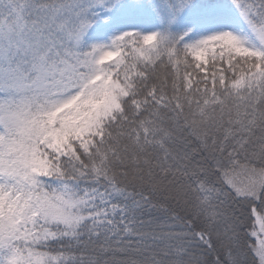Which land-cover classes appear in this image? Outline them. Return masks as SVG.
Returning a JSON list of instances; mask_svg holds the SVG:
<instances>
[{"label": "snow or ice", "instance_id": "obj_1", "mask_svg": "<svg viewBox=\"0 0 264 264\" xmlns=\"http://www.w3.org/2000/svg\"><path fill=\"white\" fill-rule=\"evenodd\" d=\"M0 264H264V0H0Z\"/></svg>", "mask_w": 264, "mask_h": 264}]
</instances>
